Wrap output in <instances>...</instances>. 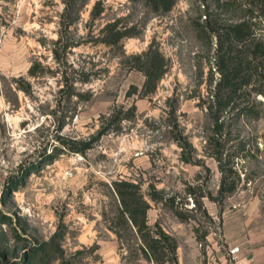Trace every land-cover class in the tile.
<instances>
[{"label": "rangeland", "instance_id": "rangeland-1", "mask_svg": "<svg viewBox=\"0 0 264 264\" xmlns=\"http://www.w3.org/2000/svg\"><path fill=\"white\" fill-rule=\"evenodd\" d=\"M242 20L249 34L235 48L251 53L264 44L260 0H175L166 11L146 0H0V264L60 226L72 264H155L134 234L109 228L117 178L156 190L148 222L186 262L193 248L208 264L209 248L264 246V55L230 103H217L221 26ZM109 21L131 34L106 43ZM149 43L167 67L144 95L131 54ZM217 149L237 181L220 202Z\"/></svg>", "mask_w": 264, "mask_h": 264}, {"label": "trees", "instance_id": "trees-1", "mask_svg": "<svg viewBox=\"0 0 264 264\" xmlns=\"http://www.w3.org/2000/svg\"><path fill=\"white\" fill-rule=\"evenodd\" d=\"M175 0H146L147 4L154 11H166L171 8ZM264 5V0H260ZM99 12L100 8L95 4L94 12ZM221 33L216 46V63L220 73L216 85L218 91L217 103L221 108H225L235 94L248 83L249 70L252 59L258 55H264V44L255 42L250 51L247 49L235 48V43L245 39L249 34L248 24L242 20L235 23H225L221 26ZM106 31L103 40L106 43H116L125 35L131 34L130 28L121 29L116 26V21H109L105 24ZM251 54V55H250ZM134 66L141 69L144 74L142 83V94H148L155 90L156 85L166 71L167 63L160 49L149 43L146 49L139 53L131 54ZM224 93V94H223ZM243 108L240 109V112ZM221 122L218 116L215 117L214 126L219 130ZM73 150H82L72 141ZM182 146L189 144L185 139L179 141ZM74 144V145H73ZM87 146L86 144H84ZM216 159L221 174L219 183V202L232 192L237 181L234 178L236 173L230 158H223L221 149L212 153ZM185 161L190 157L183 155ZM12 177L5 184L3 192L10 191L14 188ZM112 192L116 201L117 211L114 218L111 219L109 228L121 238L124 232L134 234L138 242V247L146 259L153 261L155 264H176V239L166 232L158 221L152 224L148 222L147 210L150 207V200L158 199L156 190H150L145 193L141 190L140 183L126 178H117L112 180ZM167 200V199H165ZM124 231V232H123ZM64 235V230L58 227L48 239H44L37 245H32L24 252L20 259H16L6 264H51L54 258H59L60 264H72V261L66 257L60 246V239ZM57 253V255H55Z\"/></svg>", "mask_w": 264, "mask_h": 264}, {"label": "crops", "instance_id": "crops-1", "mask_svg": "<svg viewBox=\"0 0 264 264\" xmlns=\"http://www.w3.org/2000/svg\"><path fill=\"white\" fill-rule=\"evenodd\" d=\"M240 245V258L243 264H264V246L260 247H251L248 248L246 245H242V243H237ZM233 245V244H231ZM190 258L186 262L184 260V255L180 246L176 247V264H200V260L198 258V251L196 248H193L189 252ZM207 263L208 264H219L218 261L221 259L222 254H214L213 249L209 248L206 251ZM217 259V260H216Z\"/></svg>", "mask_w": 264, "mask_h": 264}, {"label": "built area", "instance_id": "built-area-1", "mask_svg": "<svg viewBox=\"0 0 264 264\" xmlns=\"http://www.w3.org/2000/svg\"><path fill=\"white\" fill-rule=\"evenodd\" d=\"M240 245L233 244L227 247V250L218 261L219 264H243L240 258Z\"/></svg>", "mask_w": 264, "mask_h": 264}]
</instances>
